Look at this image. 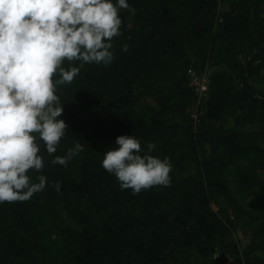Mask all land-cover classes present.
Here are the masks:
<instances>
[{
	"label": "trees",
	"instance_id": "1",
	"mask_svg": "<svg viewBox=\"0 0 264 264\" xmlns=\"http://www.w3.org/2000/svg\"><path fill=\"white\" fill-rule=\"evenodd\" d=\"M127 3L113 62L57 91L68 130L28 172L46 189L0 203V264H264V0ZM121 135L170 160V186L121 191L101 167Z\"/></svg>",
	"mask_w": 264,
	"mask_h": 264
},
{
	"label": "clouds",
	"instance_id": "2",
	"mask_svg": "<svg viewBox=\"0 0 264 264\" xmlns=\"http://www.w3.org/2000/svg\"><path fill=\"white\" fill-rule=\"evenodd\" d=\"M120 10L135 11L127 0H0V203L26 202L46 189L44 175L33 182L28 172L43 171L40 142L52 156L68 130L59 119L57 91L79 75L75 62H113V39L122 35ZM155 147L149 143L148 152ZM83 150L76 141L51 163L67 166ZM141 153L136 137L118 136L101 167L133 195L170 186V160ZM53 186L60 190V182Z\"/></svg>",
	"mask_w": 264,
	"mask_h": 264
},
{
	"label": "built area",
	"instance_id": "3",
	"mask_svg": "<svg viewBox=\"0 0 264 264\" xmlns=\"http://www.w3.org/2000/svg\"><path fill=\"white\" fill-rule=\"evenodd\" d=\"M190 85L193 87L194 91L197 93L198 101L204 97L207 89V79L204 75H191Z\"/></svg>",
	"mask_w": 264,
	"mask_h": 264
}]
</instances>
